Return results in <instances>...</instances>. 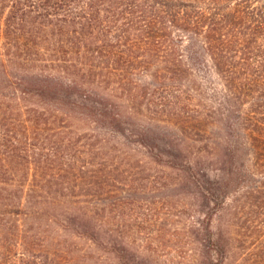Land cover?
Masks as SVG:
<instances>
[{
  "label": "trees",
  "instance_id": "16d2710c",
  "mask_svg": "<svg viewBox=\"0 0 264 264\" xmlns=\"http://www.w3.org/2000/svg\"><path fill=\"white\" fill-rule=\"evenodd\" d=\"M0 264H264V0H0Z\"/></svg>",
  "mask_w": 264,
  "mask_h": 264
},
{
  "label": "rangeland",
  "instance_id": "374dc122",
  "mask_svg": "<svg viewBox=\"0 0 264 264\" xmlns=\"http://www.w3.org/2000/svg\"><path fill=\"white\" fill-rule=\"evenodd\" d=\"M200 65L203 70V74L207 78L210 85L216 87L218 90L221 89V81L215 71L212 68L207 67L209 64L205 65L202 63Z\"/></svg>",
  "mask_w": 264,
  "mask_h": 264
}]
</instances>
